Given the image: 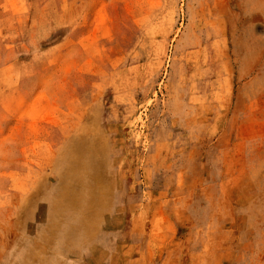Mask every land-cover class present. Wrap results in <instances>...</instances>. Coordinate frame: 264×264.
Here are the masks:
<instances>
[{
    "label": "rangeland",
    "instance_id": "374dc122",
    "mask_svg": "<svg viewBox=\"0 0 264 264\" xmlns=\"http://www.w3.org/2000/svg\"><path fill=\"white\" fill-rule=\"evenodd\" d=\"M0 264H264V0H0Z\"/></svg>",
    "mask_w": 264,
    "mask_h": 264
},
{
    "label": "bare ground",
    "instance_id": "6f19581e",
    "mask_svg": "<svg viewBox=\"0 0 264 264\" xmlns=\"http://www.w3.org/2000/svg\"><path fill=\"white\" fill-rule=\"evenodd\" d=\"M79 151V150H78ZM80 152V151H79ZM79 154V153H78ZM76 183H77V185H79L80 184V181H79V179H77L76 180ZM78 193H70V192H66V193H64V198L65 199H67V200H69V201H71V203L72 204H78V202H79V196L77 195Z\"/></svg>",
    "mask_w": 264,
    "mask_h": 264
}]
</instances>
